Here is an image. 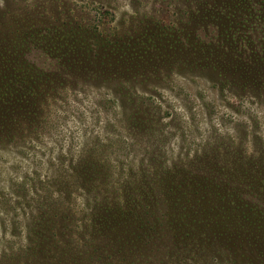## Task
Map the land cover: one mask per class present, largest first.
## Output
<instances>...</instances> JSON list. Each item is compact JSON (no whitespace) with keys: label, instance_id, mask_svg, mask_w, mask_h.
Returning a JSON list of instances; mask_svg holds the SVG:
<instances>
[{"label":"rangeland","instance_id":"obj_1","mask_svg":"<svg viewBox=\"0 0 264 264\" xmlns=\"http://www.w3.org/2000/svg\"><path fill=\"white\" fill-rule=\"evenodd\" d=\"M9 74L41 111L0 126V264H41L24 245L33 228L50 231L43 193L68 212L65 245L86 236L69 164L91 152L136 168L115 172L116 187L179 184L216 219L264 218V0H0V81ZM153 168L169 175L151 181ZM186 248L164 264H246Z\"/></svg>","mask_w":264,"mask_h":264},{"label":"trees","instance_id":"obj_2","mask_svg":"<svg viewBox=\"0 0 264 264\" xmlns=\"http://www.w3.org/2000/svg\"><path fill=\"white\" fill-rule=\"evenodd\" d=\"M34 74L38 73L34 71ZM9 77L10 74L2 75L0 86L3 82V85L10 83ZM13 77L18 84L28 82L30 78L19 74H13ZM18 78H21L19 82ZM10 84L5 87L10 89L5 102L10 103L5 104V108L0 106V126L4 124L8 129L19 118L39 108L36 98H30L34 95L29 90L30 85L16 90ZM4 93L0 95H6ZM102 157L91 152L84 156L85 162L75 159L69 164L72 184L75 186L78 180L83 187L81 206L87 203L90 208L87 223L83 225L86 228L83 239L74 238L67 248L62 240L65 235L62 233L65 229L62 222L68 217L67 210L53 211L48 204H43L44 200L47 201L46 194L39 196L42 202L38 204L43 205L40 209L45 208L39 217L51 224L50 231L33 228L32 237L26 239L24 249L32 254H41L38 259L41 264H93L92 261L115 260L116 255H122V264H164L167 257L176 256L179 259L183 252L191 251V248H186L188 245L197 247L201 259L205 261L218 263L219 259L230 258L241 259L246 264H264V218L243 219L227 215V210V216L218 210L219 217L224 218L216 219V215L207 212L206 209H211L201 199L185 196L188 192H178L179 184L169 188L162 183L153 188L148 185L137 187V184H129L128 181L118 188L110 183L113 174L117 172L129 178L136 168L128 165L115 169L112 158ZM153 169L151 181L163 180L168 173L162 168ZM60 177L54 180L66 183V177ZM101 182L104 187H101ZM169 190H172L171 196ZM166 195L173 199L166 202L160 198ZM235 208H238L237 204ZM200 233L205 237L201 238ZM86 238L89 241H85ZM12 255L16 257V252ZM82 260L86 262L81 263ZM107 263L111 264L109 260Z\"/></svg>","mask_w":264,"mask_h":264}]
</instances>
